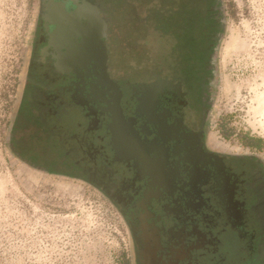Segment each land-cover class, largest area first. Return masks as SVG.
<instances>
[{"label": "flooded vegetation", "instance_id": "af4514ba", "mask_svg": "<svg viewBox=\"0 0 264 264\" xmlns=\"http://www.w3.org/2000/svg\"><path fill=\"white\" fill-rule=\"evenodd\" d=\"M161 11L148 69L125 44L111 54L109 0H38L16 152L99 189L124 223L132 264H264V161L209 135L221 0Z\"/></svg>", "mask_w": 264, "mask_h": 264}, {"label": "rangeland", "instance_id": "374dc122", "mask_svg": "<svg viewBox=\"0 0 264 264\" xmlns=\"http://www.w3.org/2000/svg\"><path fill=\"white\" fill-rule=\"evenodd\" d=\"M37 1L0 0V264H132L124 223L102 192L78 176L28 165L12 141ZM153 2L109 0L111 52L125 44L142 68L151 65ZM221 4L210 140L264 161V110L254 111L264 80V0Z\"/></svg>", "mask_w": 264, "mask_h": 264}, {"label": "water", "instance_id": "95a60500", "mask_svg": "<svg viewBox=\"0 0 264 264\" xmlns=\"http://www.w3.org/2000/svg\"><path fill=\"white\" fill-rule=\"evenodd\" d=\"M172 1L173 0H155V2H153V5L155 3L156 8H158V10H155V12L148 14L149 18H150V29H151V36H152L151 39L153 40V42H155L156 37H157V33H156L157 28H156L155 23L158 21V19L160 22L161 21L160 17L163 15L161 8L170 5V2L172 3ZM83 9H88V12H89L88 20H89L90 24L93 26L95 34H100L101 36H103V34L105 35L106 23H105L104 19L101 17L100 10L98 9V7L96 5H90L88 3H85L83 5ZM84 15L87 18L86 12ZM97 37H98V35H97ZM151 56H152V54H151ZM151 62H152V58H151ZM150 68H151V65H150V67H148V69H150Z\"/></svg>", "mask_w": 264, "mask_h": 264}, {"label": "bare ground", "instance_id": "6f19581e", "mask_svg": "<svg viewBox=\"0 0 264 264\" xmlns=\"http://www.w3.org/2000/svg\"><path fill=\"white\" fill-rule=\"evenodd\" d=\"M263 91L256 95L257 106L254 109L255 113H261L264 110V80L262 81ZM259 115V114H258Z\"/></svg>", "mask_w": 264, "mask_h": 264}, {"label": "trees", "instance_id": "16d2710c", "mask_svg": "<svg viewBox=\"0 0 264 264\" xmlns=\"http://www.w3.org/2000/svg\"><path fill=\"white\" fill-rule=\"evenodd\" d=\"M16 123H17V126H18V127L20 126V127L18 128L17 126H15V130H16V131H19L18 134H19V136H20L21 133L23 132V129H22L23 123H22V122H16ZM20 124H21V125H20ZM17 128H18V130H17ZM17 137H18V136H17ZM258 143H259V141H257V144H258ZM24 144H25V145H23V146L25 147V146H26V143L24 142Z\"/></svg>", "mask_w": 264, "mask_h": 264}]
</instances>
